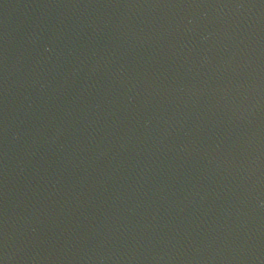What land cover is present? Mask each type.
<instances>
[{
	"label": "water",
	"instance_id": "95a60500",
	"mask_svg": "<svg viewBox=\"0 0 264 264\" xmlns=\"http://www.w3.org/2000/svg\"><path fill=\"white\" fill-rule=\"evenodd\" d=\"M0 264H264V0H0Z\"/></svg>",
	"mask_w": 264,
	"mask_h": 264
}]
</instances>
